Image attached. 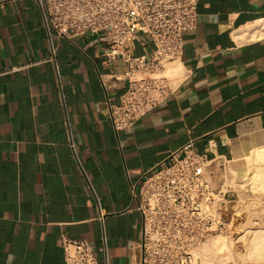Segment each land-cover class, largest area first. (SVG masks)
I'll return each mask as SVG.
<instances>
[{
	"label": "crops",
	"instance_id": "obj_1",
	"mask_svg": "<svg viewBox=\"0 0 264 264\" xmlns=\"http://www.w3.org/2000/svg\"><path fill=\"white\" fill-rule=\"evenodd\" d=\"M198 8L178 60L182 79L115 131L106 103L128 85L123 49L112 54L102 33L49 36L37 0H0V264H65L64 238L98 248L104 233L109 264H138L143 216L132 183L186 147L207 154L218 182L230 168L241 173L264 132V36L254 37L264 0ZM52 46L57 69L47 61ZM153 50L142 36L129 52Z\"/></svg>",
	"mask_w": 264,
	"mask_h": 264
},
{
	"label": "built area",
	"instance_id": "obj_2",
	"mask_svg": "<svg viewBox=\"0 0 264 264\" xmlns=\"http://www.w3.org/2000/svg\"><path fill=\"white\" fill-rule=\"evenodd\" d=\"M48 35L70 39L103 34L118 47L127 69L128 85L118 103L107 100L115 131L132 127L163 102L175 87L165 74L168 64L181 60L185 35L199 25V0H37ZM145 36L154 46L150 58L129 52ZM58 68L56 49L47 59ZM11 68L7 71H15ZM4 72V71H0ZM75 152L77 145L69 144ZM173 163L150 169L132 183L133 200L143 216L138 264H205L199 247L228 232L234 222V189L218 182L206 153L186 147ZM65 264H109L107 237L95 248L88 240H62ZM98 251L105 253L100 261Z\"/></svg>",
	"mask_w": 264,
	"mask_h": 264
},
{
	"label": "bare ground",
	"instance_id": "obj_3",
	"mask_svg": "<svg viewBox=\"0 0 264 264\" xmlns=\"http://www.w3.org/2000/svg\"><path fill=\"white\" fill-rule=\"evenodd\" d=\"M262 23L263 21H259L256 26H262ZM249 29L250 28H247V30ZM258 35L260 37L264 36V29L259 28L257 33L254 34V37ZM166 70L169 74L171 73L173 75L175 78L174 83L177 84L183 77L184 66L180 61H174L167 65L165 72ZM260 140V145L253 148L247 157H245L246 159L244 162L246 165L241 173L236 170L238 168H230L232 177L227 178L226 182L234 186L239 197L234 208H237L239 211L251 208V217L260 219L262 223H264L261 219L264 217V214L257 210V200L260 195L256 193L257 189L264 188V132H262ZM249 223L250 221L240 223V228H242L243 233L241 239L245 241L246 252L236 255L242 257H238V260L242 261L248 258L251 259V257H257L259 262L264 264V226L252 230L249 227ZM234 246L235 245L230 239L215 238L212 242H207L200 246L198 251L206 264H228L230 263L231 257L235 254L233 250Z\"/></svg>",
	"mask_w": 264,
	"mask_h": 264
},
{
	"label": "rangeland",
	"instance_id": "obj_4",
	"mask_svg": "<svg viewBox=\"0 0 264 264\" xmlns=\"http://www.w3.org/2000/svg\"><path fill=\"white\" fill-rule=\"evenodd\" d=\"M165 74H167L172 79V81L174 83L175 78L173 77V75L171 73L169 74V72H167V70H166ZM225 181H227V178H225ZM228 185H232V184H228ZM232 187L234 189V197H233L234 203L233 204L235 207V205L237 204V201L239 200V197H238V194H237L233 185H232ZM256 193H258L260 195V197L257 200V203H258V209L257 210L260 213L264 214V188L257 189ZM250 209L248 208V209H244L242 211H239V210H237V208H234L235 216H234V222H233L232 228L229 229L228 232L221 233V234L217 235L218 237L217 236L213 237L212 239H210L208 241V243H210L215 238L216 239L227 238V239L232 240L233 244L235 245L233 248V250L235 251V254L231 257L230 263H228V264H261V262H259V259L257 257H251V259L248 258L247 260L242 261V260H238L239 259L238 257H240V256L236 255V254H243L246 252L245 241L241 239V237L243 236L242 235L243 233H242V228H240L241 227L240 223L244 222V221L245 222L250 221L249 227L252 230H255L258 227L264 226V223H262V221L260 219H254L253 217H251ZM261 219L264 222V217ZM240 258H242V257H240ZM246 262H248V263H246ZM253 262H255V263H253Z\"/></svg>",
	"mask_w": 264,
	"mask_h": 264
}]
</instances>
